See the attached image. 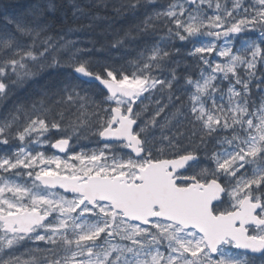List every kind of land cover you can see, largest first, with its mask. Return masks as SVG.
<instances>
[{"label":"snow or ice","instance_id":"snow-or-ice-1","mask_svg":"<svg viewBox=\"0 0 264 264\" xmlns=\"http://www.w3.org/2000/svg\"><path fill=\"white\" fill-rule=\"evenodd\" d=\"M0 22V264H264V0Z\"/></svg>","mask_w":264,"mask_h":264},{"label":"trees","instance_id":"trees-1","mask_svg":"<svg viewBox=\"0 0 264 264\" xmlns=\"http://www.w3.org/2000/svg\"><path fill=\"white\" fill-rule=\"evenodd\" d=\"M0 26H2V22H0ZM178 47L180 46L179 44L177 45ZM184 50H189V49H184ZM18 96H24L25 93L23 91H20L17 93ZM8 107H11V104L8 105ZM6 113V109L0 108V117H2Z\"/></svg>","mask_w":264,"mask_h":264}]
</instances>
